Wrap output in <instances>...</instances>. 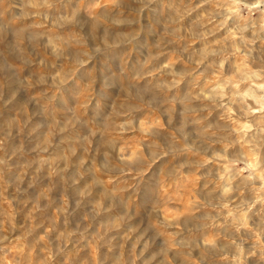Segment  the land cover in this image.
Returning a JSON list of instances; mask_svg holds the SVG:
<instances>
[{
    "label": "rangeland",
    "instance_id": "obj_1",
    "mask_svg": "<svg viewBox=\"0 0 264 264\" xmlns=\"http://www.w3.org/2000/svg\"><path fill=\"white\" fill-rule=\"evenodd\" d=\"M0 264H264V0H0Z\"/></svg>",
    "mask_w": 264,
    "mask_h": 264
}]
</instances>
